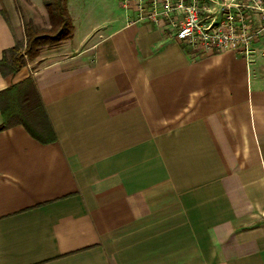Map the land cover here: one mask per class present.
<instances>
[{"label":"crops","instance_id":"obj_1","mask_svg":"<svg viewBox=\"0 0 264 264\" xmlns=\"http://www.w3.org/2000/svg\"><path fill=\"white\" fill-rule=\"evenodd\" d=\"M90 1L67 0L49 60L0 72L33 81L57 135L0 130V264H264V37L192 53L124 11L88 22ZM22 34L0 0V58Z\"/></svg>","mask_w":264,"mask_h":264},{"label":"built area","instance_id":"obj_2","mask_svg":"<svg viewBox=\"0 0 264 264\" xmlns=\"http://www.w3.org/2000/svg\"><path fill=\"white\" fill-rule=\"evenodd\" d=\"M119 0L129 23L167 25L192 53L236 51L248 57L252 44L264 37V0ZM217 11L209 19L203 12Z\"/></svg>","mask_w":264,"mask_h":264},{"label":"trees","instance_id":"obj_3","mask_svg":"<svg viewBox=\"0 0 264 264\" xmlns=\"http://www.w3.org/2000/svg\"><path fill=\"white\" fill-rule=\"evenodd\" d=\"M67 0H45L44 7L49 19L48 29H37L31 23L23 24L26 41L23 52L16 45L4 50L0 58V72L14 74L23 67V57L34 59L39 48L71 38L73 25L67 9ZM7 54L10 58L7 59ZM0 130L21 124L40 143H51L57 135L45 111L41 97L29 78L14 83L0 91Z\"/></svg>","mask_w":264,"mask_h":264},{"label":"rangeland","instance_id":"obj_4","mask_svg":"<svg viewBox=\"0 0 264 264\" xmlns=\"http://www.w3.org/2000/svg\"><path fill=\"white\" fill-rule=\"evenodd\" d=\"M44 1L45 0H17V4L19 5L20 11H21V17H22V23H31L34 28L37 29H48L49 28V19L47 16V11L44 7ZM203 3L207 6V1L208 0H202ZM119 0H91L90 3L91 7H93V4H95V10L91 12L90 14L85 15V19H88V22H102L107 17L110 15L114 14L117 10L120 12L123 11L119 5H118ZM116 3V5H115ZM118 12V11H117ZM208 13L203 12L201 14V17L204 18ZM89 16V17H88ZM85 21L83 22L82 25V30H79V33H82L85 27ZM25 33L23 30L22 38L19 39L16 43V51L17 52H23L24 46H25ZM57 43V42H56ZM53 44H46L40 47L39 54L34 58L33 62H30L28 60L27 56L23 57V67L27 68H34L36 64L34 63L35 59L40 57H46L45 60H49L51 58V53L50 51L53 47ZM7 59L10 58V54H7Z\"/></svg>","mask_w":264,"mask_h":264}]
</instances>
